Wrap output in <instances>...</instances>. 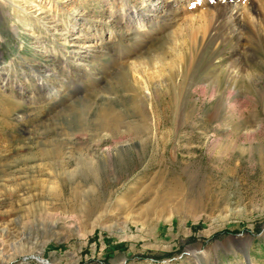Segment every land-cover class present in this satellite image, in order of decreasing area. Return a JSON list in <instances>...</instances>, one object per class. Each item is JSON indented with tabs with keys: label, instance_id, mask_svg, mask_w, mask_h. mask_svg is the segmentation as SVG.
Instances as JSON below:
<instances>
[{
	"label": "rangeland",
	"instance_id": "obj_1",
	"mask_svg": "<svg viewBox=\"0 0 264 264\" xmlns=\"http://www.w3.org/2000/svg\"><path fill=\"white\" fill-rule=\"evenodd\" d=\"M173 2L0 0V264H264V0Z\"/></svg>",
	"mask_w": 264,
	"mask_h": 264
},
{
	"label": "bare ground",
	"instance_id": "obj_2",
	"mask_svg": "<svg viewBox=\"0 0 264 264\" xmlns=\"http://www.w3.org/2000/svg\"><path fill=\"white\" fill-rule=\"evenodd\" d=\"M192 0H174V2H175V4H177V5H181V3H184V4H182L184 7H188L189 5H191V4H189L190 2H191ZM204 1H210V0H204ZM173 2V3H174ZM214 2V1H213ZM212 2V3H213ZM175 4H174V6H175ZM199 4V3H198ZM173 4L171 3L170 4V6H172ZM195 6V5H194ZM183 7V8H184ZM242 7H244L243 5L241 6V5H239V4H233L232 3V1H228V3H226V4H217V3H214L213 5H210V6H206L205 5V9L204 10H200L199 11V13L198 14H194V13H190V12H188V13H190V14H188V16H186V17H184V16H182V17H178L179 16V13H173V18H175V16L177 17V18H175L176 19V21L174 20V23L176 24V23H178V21H182L183 23L181 24V23H179V25H180V27L181 26H183V25H185V26H187V25H189V24H195V21L194 20H196V19H199V20H206L207 18H209V19H211V21H210V23L208 24V25H204V26H202V29L203 30H206V28L207 27H209V26H213L212 24H214V23H219V21L220 20H218L217 21V18H218V16L219 17H225V18H228L229 19V21L231 22H234L235 20H237V19H241V9H242ZM44 7L43 6H41V7H39V9H43ZM172 8V7H171ZM179 9H180V7H179ZM191 9V8H190ZM203 9V8H202ZM112 10V9H111ZM173 10V9H172ZM188 10V9H187ZM169 11V10H168ZM255 11H257V10H255ZM167 12V11H166ZM175 12H177V11H175ZM248 12V11H247ZM182 13V12H181ZM114 14V13H113ZM246 14V13H245ZM131 15H132V17H135L134 19H135V22H133L132 23V27L130 26V23H128L127 22V27L129 28V27H131V28H134V27H136L137 29H138V33L140 34L141 32H142V29H149L150 30V25H148V23H154L155 21H153V19H147V21H145V20H143L142 18H141V15L140 14H138L137 13V11H133V12H131ZM185 15V14H184ZM257 15V14H256ZM262 15V14H261ZM113 16V15H112ZM245 16V15H244ZM253 17H254V15H253ZM250 18V17H249ZM256 18H257V16H256ZM251 19V18H250ZM259 19V18H258ZM257 19V20H258ZM260 19H261V17H260ZM263 20V19H262ZM194 21V22H193ZM197 21V20H196ZM229 21H227V24L229 23ZM255 21V20H254ZM198 22V21H197ZM196 22V23H197ZM200 22V21H199ZM253 22V21H252ZM263 22V21H262ZM216 23V24H217ZM257 23V22H256ZM255 23V24H256ZM193 24V25H194ZM257 24H259L260 25V23H259V21H258V23ZM201 25V24H200ZM203 25V24H202ZM254 25V24H253ZM255 26V25H254ZM196 27V26H195ZM154 28V27H153ZM190 31V30H189ZM148 33V32H147ZM205 33V32H204ZM172 35V34H171ZM235 35V34H234ZM204 36V35H203ZM79 37V36H78ZM186 37V36H185ZM230 38V37H229ZM148 82V81H147ZM238 236V235H237ZM242 236V235H241ZM238 237H240V235L238 236ZM202 250H200V252H201ZM203 252V251H202ZM192 253H195L194 251H192ZM191 253V251L190 252H187V253H185V255H189V254H192ZM8 262V261H7Z\"/></svg>",
	"mask_w": 264,
	"mask_h": 264
},
{
	"label": "water",
	"instance_id": "obj_3",
	"mask_svg": "<svg viewBox=\"0 0 264 264\" xmlns=\"http://www.w3.org/2000/svg\"><path fill=\"white\" fill-rule=\"evenodd\" d=\"M239 236V235H238ZM241 236V235H240Z\"/></svg>",
	"mask_w": 264,
	"mask_h": 264
}]
</instances>
